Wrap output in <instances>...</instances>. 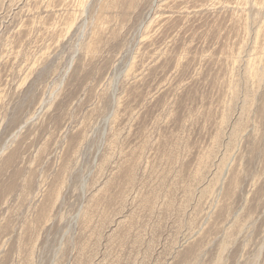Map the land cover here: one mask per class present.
Masks as SVG:
<instances>
[{"label": "rangeland", "instance_id": "374dc122", "mask_svg": "<svg viewBox=\"0 0 264 264\" xmlns=\"http://www.w3.org/2000/svg\"><path fill=\"white\" fill-rule=\"evenodd\" d=\"M0 264H264V0H0Z\"/></svg>", "mask_w": 264, "mask_h": 264}]
</instances>
